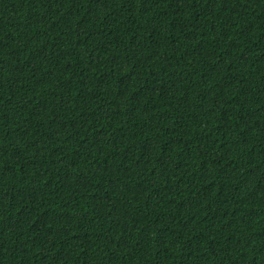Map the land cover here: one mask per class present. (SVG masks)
<instances>
[{"label": "trees", "instance_id": "obj_1", "mask_svg": "<svg viewBox=\"0 0 264 264\" xmlns=\"http://www.w3.org/2000/svg\"><path fill=\"white\" fill-rule=\"evenodd\" d=\"M0 264H264V0H0Z\"/></svg>", "mask_w": 264, "mask_h": 264}]
</instances>
